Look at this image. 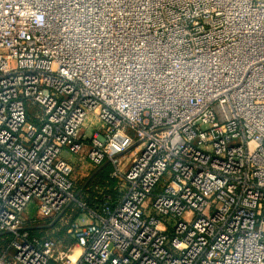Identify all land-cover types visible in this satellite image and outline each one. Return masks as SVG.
Returning a JSON list of instances; mask_svg holds the SVG:
<instances>
[{"label": "built area", "instance_id": "built-area-1", "mask_svg": "<svg viewBox=\"0 0 264 264\" xmlns=\"http://www.w3.org/2000/svg\"><path fill=\"white\" fill-rule=\"evenodd\" d=\"M0 236V264H264V0H0Z\"/></svg>", "mask_w": 264, "mask_h": 264}, {"label": "rangeland", "instance_id": "rangeland-1", "mask_svg": "<svg viewBox=\"0 0 264 264\" xmlns=\"http://www.w3.org/2000/svg\"><path fill=\"white\" fill-rule=\"evenodd\" d=\"M92 120L93 117L91 116V118H89L86 122L85 125V134L87 136H90L93 134V131L95 129L98 128V125H93L92 124ZM96 122V121H95ZM63 157L66 159H70L72 160V166H73V173H72V178L75 182V185L77 188H81L82 190L85 189V186L87 184H90V187L94 186L97 184L98 179L96 178V176H93V172L97 170V168H95L94 165H92L89 160L85 157V155L83 154H73V153H69L67 151L63 152ZM92 189L88 188L86 191L87 192H92ZM89 195V194H88ZM37 212V207L34 203H31L27 208H26V216L29 218H34ZM87 214L85 212H82L80 214V217L78 218L79 221L83 222V220L85 222H87ZM64 236V234H63ZM68 241V237L67 239L63 240L60 239V245L61 247H65L66 245H68L67 242ZM80 252L77 251L76 255L78 256Z\"/></svg>", "mask_w": 264, "mask_h": 264}, {"label": "trees", "instance_id": "trees-1", "mask_svg": "<svg viewBox=\"0 0 264 264\" xmlns=\"http://www.w3.org/2000/svg\"><path fill=\"white\" fill-rule=\"evenodd\" d=\"M101 170L96 174V178L98 179L97 184L92 187H90V184H87L85 186V189L82 190V193H80V197L84 199L85 201L89 203H96L97 200H95V196H97L98 191H105V192H111L113 193L115 191V187L117 185V180L110 177L111 172V166L106 165L100 168ZM90 188L92 189V192H87L86 190ZM89 194V195H88ZM33 234H36L38 232V229H32L31 230ZM7 241H2L0 244V249L6 245ZM0 250V251H1Z\"/></svg>", "mask_w": 264, "mask_h": 264}, {"label": "bare ground", "instance_id": "bare-ground-1", "mask_svg": "<svg viewBox=\"0 0 264 264\" xmlns=\"http://www.w3.org/2000/svg\"><path fill=\"white\" fill-rule=\"evenodd\" d=\"M57 3H59V0H57ZM45 5L50 9V11H52V7H51L52 4L45 2ZM66 18H65V20H66ZM69 19H72V21H70L68 24H67V22H65V23L62 22V24L65 25L66 27L72 26L73 28L76 29V30H72V31H80L81 29H83V26H82L83 23H81V17L79 15L77 18H75V15H74V16L69 17ZM62 29H64V28L62 27ZM80 33L81 34L78 35L75 40L86 43L90 39V35L85 34V33L82 34L83 32H80ZM76 257H77V255L74 254L72 258L75 259Z\"/></svg>", "mask_w": 264, "mask_h": 264}, {"label": "crops", "instance_id": "crops-1", "mask_svg": "<svg viewBox=\"0 0 264 264\" xmlns=\"http://www.w3.org/2000/svg\"><path fill=\"white\" fill-rule=\"evenodd\" d=\"M70 162H71V164H72V160H70V159H68ZM101 169L100 168H98L96 171H94L93 172V176H96V174L100 171ZM77 188V187H76ZM78 189V191H80L81 193H82V187L81 188H77ZM99 192V191H98ZM44 231H45V233L47 232L48 234H52L53 236H55V237H57V239H59V241H60V239H63V240H65V239H67V237H68V241L67 242H69V243H67L68 245H70V244H72L73 243V239L70 237V235L69 234H67V232H66V230L64 229V228H59V227H57V226H54V227H52V228H46V229H44ZM63 234H64V236H63ZM2 237L0 236V239H1ZM68 245H66V246H68ZM1 250V249H0ZM79 255V254H78Z\"/></svg>", "mask_w": 264, "mask_h": 264}]
</instances>
